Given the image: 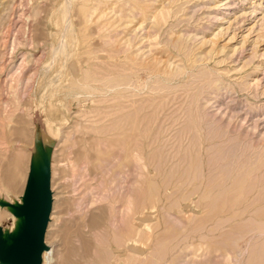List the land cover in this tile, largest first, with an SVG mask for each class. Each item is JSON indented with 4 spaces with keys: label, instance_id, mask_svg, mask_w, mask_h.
Returning a JSON list of instances; mask_svg holds the SVG:
<instances>
[{
    "label": "rangeland",
    "instance_id": "obj_1",
    "mask_svg": "<svg viewBox=\"0 0 264 264\" xmlns=\"http://www.w3.org/2000/svg\"><path fill=\"white\" fill-rule=\"evenodd\" d=\"M0 139V229L51 163L50 264H264V212L227 208L264 189V0H0Z\"/></svg>",
    "mask_w": 264,
    "mask_h": 264
},
{
    "label": "bare ground",
    "instance_id": "obj_2",
    "mask_svg": "<svg viewBox=\"0 0 264 264\" xmlns=\"http://www.w3.org/2000/svg\"><path fill=\"white\" fill-rule=\"evenodd\" d=\"M68 2V1H67ZM66 2V3H67ZM67 4H69V2L67 3ZM64 5V4H63ZM93 7V6H92ZM91 7V8H92ZM61 8V7H60ZM67 8H66V5H65V7L64 8H62V12L61 13H63V15H62V18H63V20H62V28H66V29H68L67 27H68V25H69V18H68V13H66V10ZM139 9V8H138ZM71 24V23H70ZM70 26V25H69ZM70 28V27H69ZM61 30V32H62V29H60ZM65 31V30H64ZM64 31H63V33H64ZM67 31V30H66ZM62 33V34H63ZM64 34H66V33H64ZM60 35V34H59ZM61 38V37H60ZM59 38V39H60ZM62 39H63V36H62ZM180 42V41H179ZM60 43H62L61 44V46H60V48H57L58 46H56V49H57V51L59 50V49H64L65 47H66V41H65V39L64 40H61L60 41ZM182 43V42H181ZM168 44H170V43H168ZM172 46L174 47V48H178V43H177V41L176 42H173L172 43ZM56 51V50H55ZM56 51V52H57ZM177 51V50H176ZM183 52V51H182ZM55 53V52H54ZM118 53V52H117ZM131 63V62H130ZM134 64H135V62H133ZM134 67V66H133ZM131 68V67H130ZM118 71V70H117ZM168 71V70H167ZM174 71H176V70H174ZM204 71V70H203ZM202 71V72H203ZM120 72V71H119ZM171 73V72H170ZM164 74H165V72H164ZM168 75V74H167ZM180 75V74H179ZM170 76H171V74H170ZM136 77V76H135ZM134 77V78H135ZM140 79V78H139ZM139 79H138V81H139ZM196 79V78H195ZM135 80H137V79H135ZM157 80V79H156ZM197 80V79H196ZM203 81V80H202ZM130 83V82H129ZM200 83V82H199ZM110 84H112V83H110ZM114 84V83H113ZM112 84V85H113ZM120 84V83H119ZM84 85H85V83H81V86H79V87H77V88H75V89H78V91L77 92H75V93H91L92 91H94V88L95 87H91V86H85L84 87ZM126 85V84H125ZM132 86H134V85H132ZM105 87V86H104ZM73 88H74V86H73ZM73 88H71V90H75V89H73ZM98 88V87H97ZM114 88V87H113ZM100 89V88H99ZM70 90V91H71ZM104 90V89H103ZM109 90V89H108ZM70 91H68V93L70 92ZM65 92H67V91H65ZM72 93H74V91L72 92ZM68 95V94H67ZM75 94H73V96H74ZM77 95V94H76ZM87 95V94H86ZM187 95V94H186ZM69 96V95H68ZM70 96H71V94H70ZM117 97V96H116ZM159 97V96H158ZM118 98V97H117ZM151 98V97H150ZM150 98H149V100H150ZM192 98V97H191ZM190 98V99H191ZM193 100V99H192ZM131 101V100H130ZM195 101V100H194ZM141 102V101H140ZM145 102V101H144ZM151 102V101H150ZM132 103V102H131ZM141 104V103H140ZM156 104V103H155ZM15 105V104H14ZM133 105V104H132ZM157 105H158V103H157ZM119 106H121V105H119ZM155 106V105H154ZM133 107V106H132ZM137 107H138V105H137ZM136 107V108H137ZM124 108V107H123ZM141 108V107H140ZM155 108V107H154ZM153 108V109H154ZM161 109H162V107H161ZM139 110V109H138ZM130 111V110H129ZM137 111V110H136ZM157 111V110H156ZM189 111V110H188ZM140 112V111H139ZM139 112H138V114H139ZM122 113V112H121ZM135 113L136 112H134V114L133 115H135ZM145 113V112H144ZM123 114H125V113H123ZM128 114V113H127ZM188 114H190V113H188ZM129 115H130V113H129ZM150 115V114H149ZM142 116V115H141ZM140 116V117H141ZM189 116V115H188ZM121 117V116H120ZM126 117H128V115L126 116ZM135 117V116H134ZM144 118H145V116H144ZM154 118V117H153ZM189 118V117H188ZM135 119V118H134ZM140 121H141V119H139ZM198 120V119H197ZM132 121V120H131ZM123 123V122H122ZM125 123H126V121H125ZM132 123H134V121L132 122ZM121 124V123H120ZM135 124V123H134ZM146 124V123H145ZM187 124V123H186ZM185 124V125H186ZM133 125V124H132ZM189 126V125H188ZM129 127V126H128ZM134 127V126H133ZM159 127H160V125H159ZM194 127V126H193ZM109 128V127H108ZM135 128V127H134ZM146 128H147V126H146ZM191 128V127H190ZM195 128V127H194ZM141 129H143V128H141ZM157 129V128H156ZM193 129V128H192ZM14 130V129H13ZM120 130V129H119ZM129 130V129H128ZM194 130V129H193ZM158 131V130H157ZM196 131V130H195ZM2 133V132H1ZM157 133V132H156ZM135 134V133H134ZM129 136V135H128ZM132 136V135H131ZM196 136V135H195ZM195 136H194V138H195ZM197 136H199L198 134H197ZM132 139H133V137H132ZM197 139V138H196ZM199 139V141H200V137L198 138ZM1 140V139H0ZM25 140V139H24ZM134 140H136V139H134ZM198 141V142H199ZM123 142V141H122ZM74 143V142H73ZM124 143V144H123ZM122 144L123 145H125V143H128V142H123ZM133 142H131V144H132ZM121 144V145H122ZM129 145H130V143H129ZM134 145H135V143H134ZM141 146V145H140ZM131 147V146H130ZM197 147V146H196ZM198 148V147H197ZM123 149V148H122ZM141 149V148H140ZM128 150H130V149H128ZM139 150V149H138ZM262 150V149H261ZM136 151V150H135ZM154 152V151H153ZM156 152V151H155ZM158 152V151H157ZM258 152V151H257ZM261 152V151H260ZM259 152V153H260ZM129 153H131V152H129ZM188 153H190V152H188ZM196 153V152H195ZM44 154H45V152H44ZM67 154V153H66ZM134 155V154H133ZM157 155V154H156ZM159 155V154H158ZM254 155V154H253ZM255 155H257V154H255ZM260 155H261V153H260ZM264 155V154H263ZM14 156V155H13ZM132 156V155H131ZM130 157V156H129ZM138 157V156H137ZM159 157L160 156H158V160H160L159 159ZM183 157V156H182ZM196 157V156H195ZM63 158V157H62ZM84 158H85V156H84ZM151 158V157H150ZM152 158H155L154 157V155H153V157ZM166 158V157H165ZM261 158H262V156H261ZM73 159V158H72ZM87 159V158H86ZM140 159V158H139ZM185 159V158H184ZM196 159V158H195ZM256 159H257V157H256ZM20 160H21V158H20ZM23 160V159H22ZM29 160V159H28ZM32 162H31V165H30V173H29V175H30V177H32L33 178V180H34V189H35V192H36V206H35V208L36 209H38L39 207H40V201L42 200V198L41 197H43L44 196V198H45V201L47 202V205H49V210H51L52 208H54V206L52 207V195H51V189H52V185H51V183H49L50 182V180H49V182H48V186L49 187H47L46 185H45V178L47 177V176H49L51 173H50V171H51V168H50V165L49 164H51L50 163V161L48 160V158L46 157V156H44V155H39V153L37 154V152L35 153V154H33L32 155ZM65 160V159H64ZM141 160V159H140ZM154 160V159H153ZM158 160H157V162H158ZM163 160V159H162ZM73 161V160H72ZM103 161V160H102ZM164 161H166V160H164ZM259 161V160H258ZM13 162V161H12ZM11 161H10V163H12ZM61 162V161H60ZM84 162H86V161H84ZM151 162V161H150ZM156 162V165L158 164ZM185 162V161H184ZM25 163V162H24ZM135 162H133V164H134ZM164 163V162H163ZM188 163V162H187ZM210 163V162H209ZM245 163V162H244ZM257 163V162H256ZM17 164H18V162H17ZM84 164V163H83ZM82 164V165H83ZM160 164V163H159ZM165 164V163H164ZM214 164V163H213ZM259 164V163H258ZM263 164H264V162L263 163H261V165L259 166L260 167V170H262V167H263ZM81 165V164H80ZM85 165V164H84ZM135 165H136V163H135ZM143 165V164H142ZM216 165V164H215ZM241 165V164H240ZM240 165H239V167H238V170H239V168H240ZM131 166V165H130ZM134 166V165H133ZM248 166V165H247ZM10 167V166H9ZM73 167V166H72ZM211 167H213V165L211 164ZM255 167V166H254ZM12 168V167H11ZM69 168V167H68ZM82 168V167H81ZM210 168V167H209ZM70 169V168H69ZM183 169V168H182ZM213 169H215V168H213ZM241 169V168H240ZM7 170V169H6ZM9 170H11V169H9ZM54 170V169H53ZM73 170V169H72ZM130 170V169H129ZM163 170H164V168H163ZM177 170V169H176ZM185 170V169H184ZM183 170V171H184ZM248 170V169H247ZM74 171V170H73ZM254 171V170H253ZM9 172V171H8ZM75 172V171H74ZM158 172V171H157ZM193 172V171H192ZM185 173V171L182 173V175ZM217 173V172H216ZM219 173V172H218ZM245 173H246V171H245ZM258 173V172H257ZM16 174V173H15ZM74 174V173H73ZM72 174V175H73ZM176 174V173H175ZM203 174V173H202ZM237 174V173H236ZM251 175H252V173H250ZM75 175V174H74ZM142 175L144 176V174L142 173ZM191 175H192V173H191ZM191 175H190V177H191ZM10 176V175H9ZM7 177V179L8 178H10V180H8V181H10L11 182V179H13V177L11 178V177ZM61 176V175H60ZM63 176V175H62ZM187 176V175H186ZM210 176V175H209ZM208 176V177H209ZM237 176V175H236ZM24 177V176H23ZM50 177V176H49ZM75 177V176H74ZM222 177V176H221ZM250 177V176H249ZM187 178V177H186ZM185 178V179H186ZM193 178V177H192ZM83 179V178H82ZM219 179V178H218ZM217 179V180H218ZM227 179H230V176L227 178ZM250 179H251V177H250ZM249 179V180H250ZM184 180V179H183ZM260 180V179H259ZM261 180H262V178H261ZM13 181V180H12ZM170 181V178H166L165 179V177L164 178H162V186H164V185H168V183H170L169 182ZM192 181V180H191ZM221 181V180H220ZM219 181V182H220ZM203 182V181H202ZM213 182V181H212ZM211 182V183H212ZM226 182H227V180H226ZM262 182H264V181H262ZM261 182V183H262ZM12 183V182H11ZM68 183V182H67ZM215 183V182H214ZM259 181L256 179V178H253V179H251V182L250 183H247V185H244V184H242V185H238V184H233V183H231L230 185H229V189H230V191H229V193H231V195H229V196H231L230 198H233V201H232V203L230 204V206L228 205V209H230V210H234V209H238V208H241V207H239V205H240V203H241V201H243V199H244V197L248 200V204L245 206V207H242L241 208V210H240V212L239 213H242L243 211H247L248 209L250 210V211H254V212H257V214H258V212L259 213H261V212H264V189H263V191H262V189H261V187H260V185H259ZM14 184V183H13ZM206 185H207V183H206ZM104 186V185H103ZM118 186V185H117ZM223 186V185H222ZM111 187V186H110ZM161 186H153V187H151V193H152V195L153 194H159V192H160V188ZM166 187V186H165ZM164 188V187H163ZM201 188V187H200ZM219 188V187H218ZM223 188V187H222ZM104 189V188H103ZM73 190V189H72ZM102 190V189H101ZM106 190V189H105ZM223 190H225V189H223ZM227 190V189H226ZM225 190V191H226ZM103 191V190H102ZM101 191V192H102ZM169 191V190H168ZM99 192V191H98ZM148 192V191H147ZM174 192H176V190H174ZM14 193V192H13ZM161 193V192H160ZM168 193V195L171 193H169V192H167ZM173 193V192H172ZM171 193V194H172ZM198 193V192H197ZM232 193H233V195H232ZM44 194V195H43ZM104 194V193H103ZM25 195H26V192H25V189H24V191H23V197H22V201H23V198L25 197ZM207 194H205V196H206ZM144 196V195H143ZM226 196V195H225ZM224 196V197H225ZM138 197V196H137ZM223 197V198H224ZM230 198H228V199H230ZM74 199V198H73ZM227 199V200H228ZM91 200V199H90ZM222 200V199H221ZM220 200V201H221ZM229 201V200H228ZM154 203V202H153ZM21 204H22V202L20 203V204H18V205H14L13 207H12V210H13V213H14V215L16 216V221H15V223L14 224H16V231H15V233H11V230H8V229H5V228H2V229H0V256L5 252V250L7 249V247H8V245L10 244V243H12L13 242V240L19 235V233L23 230V224H24V220H23V215H22V213H21V211L19 210V207L21 206ZM78 204V203H77ZM135 204V203H134ZM73 205V204H72ZM79 205V204H78ZM130 205V204H129ZM153 205V204H152ZM220 205V204H219ZM126 206V205H125ZM111 208H113L112 206H111ZM71 209V208H70ZM128 209H129V211H130V214L128 215L129 216V218H130V221H131V223H132V220H135L134 219V217H133V214L136 212V208L134 207L133 209H131L129 206H128ZM206 209V208H205ZM218 209H219V207H218ZM81 210V209H80ZM113 210V209H112ZM204 210V209H203ZM1 211V210H0ZM70 211V210H69ZM82 211V210H81ZM116 211V210H115ZM166 211V210H165ZM6 212V211H5ZM71 212V211H70ZM108 212H111V211H108ZM112 213H113V211H112ZM166 213V212H165ZM235 213V212H234ZM71 214V213H70ZM126 214H127V212H126ZM125 214V215H126ZM168 215V214H167ZM166 215V216H167ZM215 215V214H214ZM74 216V215H73ZM116 216V215H115ZM170 216V215H169ZM177 218V217H176ZM203 218V217H202ZM116 219V218H115ZM167 219V218H166ZM201 219V218H200ZM48 220L49 219H47V222H46V225H45V228H44V233H43V243H44V234H45V229H46V226H47V223H48ZM112 221H116V220H113V219H111ZM178 220V219H177ZM202 220V219H201ZM227 220V219H226ZM168 221H169V218H168ZM199 222V221H198ZM109 223V222H108ZM111 223V222H110ZM116 223V222H115ZM11 224H13V223H11ZM241 224V223H240ZM247 224V223H246ZM253 224V223H252ZM87 225V224H86ZM86 225H85V227H86ZM112 225H113V223H112ZM245 225V224H244ZM249 225V224H248ZM88 226V225H87ZM247 226V225H246ZM246 226H243V227H246ZM10 229H12V228H10ZM139 230V229H138ZM244 230V229H243ZM151 231V230H150ZM242 231V230H241ZM240 231V232H241ZM263 231H264V229H262L260 232H259V234H262L263 233ZM235 233V232H234ZM95 234V233H94ZM145 234V233H144ZM175 234V233H174ZM78 235V234H77ZM172 235V234H171ZM234 235V234H233ZM232 235V236H233ZM238 235H239V233H238ZM80 236V235H79ZM170 236V235H169ZM234 236H236V234L234 235ZM241 236V235H240ZM144 237V236H143ZM145 237L146 238H148V240H149V238H151L152 237V232H150V233H147L146 235H145ZM216 237V236H215ZM228 237H229V235H228ZM76 238V237H75ZM225 238V237H224ZM65 239V238H64ZM70 239V238H69ZM79 239V238H78ZM226 239V238H225ZM80 240H81V238H80ZM220 240V239H219ZM68 241V240H67ZM77 241V240H76ZM216 241V240H215ZM130 242V241H129ZM212 242V241H211ZM168 243V242H167ZM47 245V248H46V250L43 252V254H42V256H44V259L42 258V261H41V252H42V250L44 249V247ZM222 245H223V243H222ZM231 245H233L232 243H231ZM225 246H226V244H225ZM44 247L41 249V251H40V262L38 263V264H40L41 262V264H50L51 263V261H52V257H50L48 254H47V250H49L48 248H49V244H45L44 245ZM155 247H156V245H155ZM224 247V246H223ZM234 247H237V246H234ZM85 248V247H84ZM159 248V247H158ZM121 249V248H120ZM233 249V248H232ZM217 250V249H216ZM233 250H235V248L233 249ZM233 250H231V251H233ZM237 250V252L239 253L240 251L238 250V249H236ZM154 252V251H153ZM244 252V251H243ZM66 253V252H65ZM242 253V252H241ZM241 253H239V254H241ZM133 254V253H132ZM88 257H89V255H87ZM241 256V255H240ZM67 257V256H66ZM70 257V256H69ZM240 258V257H239ZM238 258V259H239ZM89 259V258H88ZM233 259H235V258H233ZM44 260V261H43ZM78 260V259H77ZM76 260V261H77ZM135 260V255L133 254V255H131L130 257H129V260L127 261V264H134L133 263V261ZM78 262V261H77ZM233 262V261H232ZM0 264H12V263H10L9 261H2L1 260V258H0ZM120 264V263H119Z\"/></svg>",
    "mask_w": 264,
    "mask_h": 264
},
{
    "label": "water",
    "instance_id": "obj_3",
    "mask_svg": "<svg viewBox=\"0 0 264 264\" xmlns=\"http://www.w3.org/2000/svg\"><path fill=\"white\" fill-rule=\"evenodd\" d=\"M25 183L26 195L19 207L24 220L23 230L0 256L2 261H9L12 264H38L40 251L44 247L43 233L48 219L49 205L43 196L40 207L36 209L34 180L28 175ZM45 185L49 187L48 176L45 178Z\"/></svg>",
    "mask_w": 264,
    "mask_h": 264
}]
</instances>
